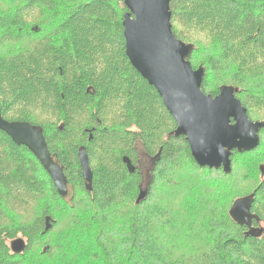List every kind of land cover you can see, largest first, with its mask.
I'll return each mask as SVG.
<instances>
[{
    "label": "trees",
    "instance_id": "1",
    "mask_svg": "<svg viewBox=\"0 0 264 264\" xmlns=\"http://www.w3.org/2000/svg\"><path fill=\"white\" fill-rule=\"evenodd\" d=\"M170 12L173 35L192 46L190 66L204 72L201 91L230 88L249 120L264 123L252 116L264 112V0H174ZM126 13L122 0H0V45L13 47L0 51L1 116L42 130L68 191L61 198L32 153L0 131V264H264V128L257 148L232 153L229 175L198 167L125 55ZM137 143L151 170L135 205ZM179 169L188 175L176 180ZM251 195L247 235L229 210ZM17 238L27 246L14 255Z\"/></svg>",
    "mask_w": 264,
    "mask_h": 264
},
{
    "label": "water",
    "instance_id": "2",
    "mask_svg": "<svg viewBox=\"0 0 264 264\" xmlns=\"http://www.w3.org/2000/svg\"><path fill=\"white\" fill-rule=\"evenodd\" d=\"M127 13L123 16L125 55L131 67L153 87L162 104L176 124L175 136L184 137L191 156L198 167L231 173V155L234 151L250 152L259 145L262 122H252L227 87L215 97L201 91L204 72L193 70L188 59L192 46L175 38L171 30L170 3L174 0H122ZM0 131L13 144L27 148L38 160L51 179L57 194L67 196V182L61 167L54 162L47 150L42 130L21 122H8L0 113ZM82 179L91 191L92 172L84 150L78 153ZM129 173L135 168L124 158ZM147 196L140 191L135 205ZM253 195L236 200L229 210L230 218L253 234L251 214ZM51 229L50 218H45V230ZM22 238L10 242L14 255L26 249Z\"/></svg>",
    "mask_w": 264,
    "mask_h": 264
},
{
    "label": "rangeland",
    "instance_id": "3",
    "mask_svg": "<svg viewBox=\"0 0 264 264\" xmlns=\"http://www.w3.org/2000/svg\"><path fill=\"white\" fill-rule=\"evenodd\" d=\"M3 8H4V10H5V8H6V6H3ZM201 38V37H200ZM24 45V43H21L20 44V46H23ZM5 46V47H4ZM4 46H2V45H0V51H3V50H5V51H10L11 50V48H13L12 47V45H11V43H8V45L6 46V45H4ZM18 46V44H15L14 45V47H17ZM206 48H209V46L211 47V44H210V42H206ZM4 47V48H3ZM217 83H216V81H215V79H213L212 78V81H211V84H209V89H212L215 85H216ZM253 118L255 119H264V112H260V111H257V112H254L253 113ZM136 150H137V152H138V157H139V164H138V167L140 168V172H141V175H142V181H143V183H142V191H144L145 190V187H146V185H147V183L149 182V176H150V170H151V161H150V159H148L145 155H144V153L142 152V148H141V145L139 144V143H137L136 144ZM180 170V169H179ZM210 170H212V169H210ZM214 171V170H213ZM174 173H175V171H174ZM188 175V174H187ZM186 173H184V172H182L181 170H180V172H178V173H176V175H175V177H176V180L178 179V178H185L186 176ZM211 175H212V177H206V176H204L206 179H208V180H211V181H213V179H216L217 177H219V175L217 174V173H215V172H212L211 173ZM174 181V183H176L177 181ZM254 185H256V182L255 183H253L251 186H249V187H246V186H243L242 188H241V190H244L245 189V191L244 192H246V191H248L249 189H251L252 188V186H254ZM243 192V193H244ZM242 194V193H241ZM188 217H192V214H191V212H189L188 213ZM180 236L179 237H183V234H179ZM64 239V238H63ZM46 247V245L45 244H40V245H37V246H35L34 247V252H33V255L31 256L32 257V259H34V258H36V256H38L37 254L38 253H41V251H42V249H44ZM39 261H40V259L38 260V261H36V262H34V264H38L39 263Z\"/></svg>",
    "mask_w": 264,
    "mask_h": 264
}]
</instances>
